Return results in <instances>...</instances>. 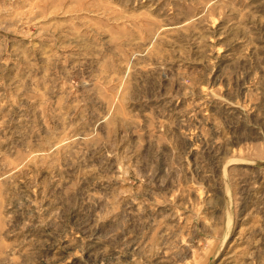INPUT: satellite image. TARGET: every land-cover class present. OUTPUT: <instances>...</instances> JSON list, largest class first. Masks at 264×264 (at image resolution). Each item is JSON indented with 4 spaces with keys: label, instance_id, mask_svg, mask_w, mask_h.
Listing matches in <instances>:
<instances>
[{
    "label": "rangeland",
    "instance_id": "1",
    "mask_svg": "<svg viewBox=\"0 0 264 264\" xmlns=\"http://www.w3.org/2000/svg\"><path fill=\"white\" fill-rule=\"evenodd\" d=\"M0 264H264V0H0Z\"/></svg>",
    "mask_w": 264,
    "mask_h": 264
}]
</instances>
